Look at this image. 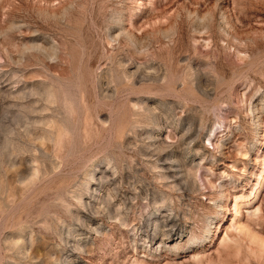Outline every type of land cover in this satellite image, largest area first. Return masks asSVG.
<instances>
[{"label":"rangeland","instance_id":"374dc122","mask_svg":"<svg viewBox=\"0 0 264 264\" xmlns=\"http://www.w3.org/2000/svg\"><path fill=\"white\" fill-rule=\"evenodd\" d=\"M0 264H264V0H0Z\"/></svg>","mask_w":264,"mask_h":264}]
</instances>
